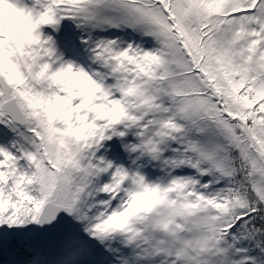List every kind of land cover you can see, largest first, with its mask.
Segmentation results:
<instances>
[{
	"label": "snow or ice",
	"instance_id": "6c2138e0",
	"mask_svg": "<svg viewBox=\"0 0 264 264\" xmlns=\"http://www.w3.org/2000/svg\"><path fill=\"white\" fill-rule=\"evenodd\" d=\"M0 264H264V0H0Z\"/></svg>",
	"mask_w": 264,
	"mask_h": 264
}]
</instances>
